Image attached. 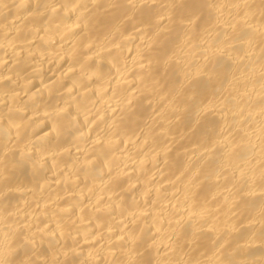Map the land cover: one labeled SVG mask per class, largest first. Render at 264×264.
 <instances>
[{
    "label": "bare ground",
    "instance_id": "obj_1",
    "mask_svg": "<svg viewBox=\"0 0 264 264\" xmlns=\"http://www.w3.org/2000/svg\"><path fill=\"white\" fill-rule=\"evenodd\" d=\"M0 264H264V0H0Z\"/></svg>",
    "mask_w": 264,
    "mask_h": 264
}]
</instances>
